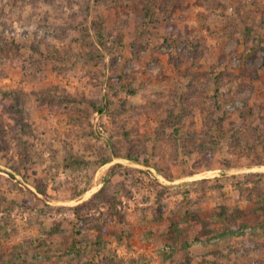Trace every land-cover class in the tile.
<instances>
[{
    "label": "rangeland",
    "instance_id": "rangeland-1",
    "mask_svg": "<svg viewBox=\"0 0 264 264\" xmlns=\"http://www.w3.org/2000/svg\"><path fill=\"white\" fill-rule=\"evenodd\" d=\"M167 1L0 0V47H17L0 63V264H64L59 259L73 245L81 257L71 264H103L77 236L93 238L98 231L92 221L81 228L79 217L104 222L101 255L114 258L111 264H169L163 255L173 250L182 260L189 253L193 264L206 254L209 264H264V177H258L264 164L228 165L221 151L211 170L183 175L186 167H176L172 151L161 154L154 142L161 110H149L139 130L128 133L111 123L110 101L117 110L149 106L181 81L169 60L176 52L166 41L171 28L191 37L178 55L181 73L226 69L227 75H249L235 83L227 113L248 102L264 104V0H222L215 11L207 0H187L192 7L170 18L160 9ZM145 10L150 18L137 27ZM124 15V43L107 51L99 32L118 35ZM140 45L151 54L143 57L149 73L159 78L149 82L136 75V83L146 84L134 96L117 92L109 75L125 61L130 77ZM196 47L201 55L194 54ZM97 93L101 105L94 109L83 100ZM10 95L24 100L21 120L30 130L20 139L13 135L18 115H9ZM203 120L188 123L185 134L207 139ZM259 153L263 157L264 149ZM23 157L30 158L28 168ZM103 160L110 161L100 167ZM204 179L211 182L201 185ZM106 187L110 193L101 209L89 206ZM202 192L207 203L196 210L189 201Z\"/></svg>",
    "mask_w": 264,
    "mask_h": 264
},
{
    "label": "trees",
    "instance_id": "trees-1",
    "mask_svg": "<svg viewBox=\"0 0 264 264\" xmlns=\"http://www.w3.org/2000/svg\"><path fill=\"white\" fill-rule=\"evenodd\" d=\"M121 1H125V3H128V1L130 2V0H115L116 3ZM188 1L168 0L166 2L167 5L160 6L162 12L161 14H165L164 16L170 18L180 11L186 12L192 7L190 4H186ZM207 1L209 2L210 9L212 10L213 8L214 11L218 9V3H222V0ZM125 6L127 7V5ZM202 14H199L201 19ZM125 15L120 16L123 20L119 21L115 28L118 35H113V33L108 30H101L99 32V37L101 39L103 48L107 51L110 50L109 46L112 44L116 46L118 44L122 45L124 43L123 31L128 27V23L125 20ZM150 15L151 13L147 10L139 15L136 20L137 27L143 25V21L149 20ZM167 31L169 37L166 41L169 42L170 45L175 46L176 49L175 54L171 53V55H169L170 64L174 70L177 71V75L181 81H178L177 84H175L174 90L172 92L166 96L160 97L155 101H152L149 106L128 107L127 104H123V106L121 105L122 109L117 110L115 103L110 101L107 109H109L111 123L115 124L117 128L124 129L128 133V131L132 130V128L139 130L140 124L143 120L142 117L147 115L149 110L155 112L161 110L162 121L154 133V142L157 144V146H159V153H166V150H168L170 153L172 151V153L175 155L174 159H172L175 161V159L178 158V160L175 161L176 167H181V164L186 167L182 173L183 175H194L195 173L201 171L211 170L214 158L216 155L220 154L221 151L226 155V159H224V161H228V165H231L234 161L239 162L241 160L250 162L253 165L264 164V156L261 157L259 155V149H264V104H250V102H248L241 109L235 110L232 114L227 113L226 111V108L233 99V91L237 86L235 83L242 82V80H240V76H242V79H249V75H244L246 71L243 73L240 72V74L227 75L224 72L226 69L217 70L218 72L212 71L188 74H184L183 72L181 73V69L178 64L181 61L179 60V56H181L183 53V49L186 46V41L191 39V37L189 38L190 34H188L189 32L186 30L184 31L185 35H182L181 30L177 28H171ZM187 35L188 38L186 37ZM14 48L17 47H13L12 43L7 46L0 47V55H3L4 53L7 56V58H3V56L0 57V63H5L10 58L8 53ZM135 51L136 52L133 54V58L135 59L134 62L136 71L130 77H126L124 74L125 61H122L120 65L116 67V69L109 75V83L112 86V89L117 90V92L128 93L132 96L135 95L137 89L141 85L146 84L143 81L136 83V80L134 79L136 75L147 77L145 81L149 82L159 78V76L149 73L148 62H145L143 59V57L151 55L148 48L144 47V45H140L135 49ZM194 54L201 55V51L198 47L195 48ZM161 78L163 79V76ZM8 99L12 100V106L9 108V115L14 116L13 114H16L19 118H17V126L14 129L13 135L17 137V139H20L22 135H25L26 133L28 134V130H30V128L26 127L21 120L25 110L24 100L19 98L18 95H16L14 99H12V95L7 96L6 100ZM83 101L86 102L90 107H94V109H97V107L99 108L101 105L100 96L98 93L95 95V97L93 96L91 100ZM197 110L201 115L196 114ZM198 116H202L204 119L203 127H205L206 130L203 129V132L206 133L207 139H199L200 135L197 136V133L190 134V136L185 134L189 126H187V124L190 122L195 124V119ZM184 135H187V137ZM148 143H151V140ZM164 144H168L169 146H166V148ZM170 147L172 148L169 149ZM127 151L130 152L129 150ZM196 153H198V157L194 158ZM144 155L146 156L147 152H140V156ZM228 156L232 157V160ZM22 159L23 165L28 168L30 164V158L23 157ZM146 159L148 158L146 157ZM109 161L110 160H103L98 165L100 167L105 166L107 163H109ZM146 163L151 164L148 162V160ZM157 168L160 171H164L161 166H157ZM179 176L181 177V173ZM258 177L261 179L264 177V175L259 174ZM218 181L220 180L215 182ZM210 182V179H204L201 181V185H205ZM257 189L258 183L255 184V191ZM203 192L200 194L197 200L189 201L191 206H195L194 208L196 210L201 207L203 202L207 203L208 197ZM253 192L251 191V193ZM109 193L110 192H108L107 187L101 189V191L98 193L97 201L93 205L89 206L95 207L96 209H101V206L104 200L108 197ZM222 210L224 212L228 211L226 208H223ZM78 219L80 226L83 223H87V221H92V227L98 231L97 235L92 236L93 238H88L85 234L82 235L81 232H77V236L80 237L79 240L81 243H84L90 247L92 258L95 261L100 260V263L103 264L113 263V261H115L114 258H103L101 255L105 241L102 234H108V231L104 226V222L98 217L90 219L87 218V220H84L82 217H79ZM199 222L201 223V220H199ZM81 228L83 227L81 226ZM238 228H241V226L238 225L234 227V230H237ZM203 233V236H205V233L209 232L203 231ZM176 252V250H173L169 253H165L163 255V261L169 264H193V260L191 257H189V253L186 254L187 258L185 257V260H182L176 258ZM186 252L187 251L185 249V253ZM208 256L209 254L202 255L201 260L197 264H209V261L207 260ZM76 257H81V251H79L77 245H73L70 248V251L65 255L63 254L59 260H61L64 264H71V262H73ZM13 258H15L16 261L20 260V257H17V255L13 256ZM10 262L11 261H8V263ZM28 264L32 263L28 262ZM131 264L148 263L143 259H140L138 261L131 262Z\"/></svg>",
    "mask_w": 264,
    "mask_h": 264
}]
</instances>
